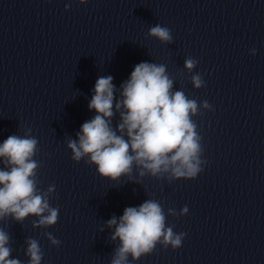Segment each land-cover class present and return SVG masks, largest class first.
Wrapping results in <instances>:
<instances>
[{
    "label": "clouds",
    "instance_id": "obj_1",
    "mask_svg": "<svg viewBox=\"0 0 264 264\" xmlns=\"http://www.w3.org/2000/svg\"><path fill=\"white\" fill-rule=\"evenodd\" d=\"M87 0H79L84 4ZM67 10V6H66ZM148 36L161 43L170 44L173 37L170 29L156 24ZM255 49L252 54L255 55ZM198 61L188 57L184 68L192 73ZM191 84L200 89L205 81L199 73L191 76ZM112 76H101L96 80L94 95L88 108L96 115L84 122L77 133V139H69L67 147L72 159L95 165L98 174L110 181L118 182L121 177L131 176L133 169L139 175L167 177L172 180L195 179L203 171L206 161L201 159L203 147L197 125L192 117L200 109L212 110L203 101L188 98L182 90L173 91L174 81L167 73L166 65L141 62L135 65L130 77L121 85V99L115 98ZM115 111L120 121L115 128L112 118ZM10 135L0 144V221L6 218L23 223L26 218L36 217L34 228H48L55 225L59 209L50 206L49 197L55 186L44 192L38 188L37 176L40 164L33 157L38 152V140L30 135ZM185 206L178 214L168 209V215H186ZM114 227L111 240L120 241L114 250L110 264H129L154 251L157 244L178 249L185 233H176L172 226H166V215L161 204L147 199L137 207H126L119 221L115 216L107 221ZM44 235L51 245L60 241L50 232ZM25 255L28 264H41L43 252L39 241L26 240ZM10 235L0 228V264H22L18 258H11Z\"/></svg>",
    "mask_w": 264,
    "mask_h": 264
}]
</instances>
